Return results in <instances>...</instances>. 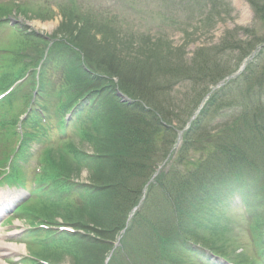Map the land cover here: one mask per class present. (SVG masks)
I'll use <instances>...</instances> for the list:
<instances>
[{
    "label": "trees",
    "instance_id": "trees-1",
    "mask_svg": "<svg viewBox=\"0 0 264 264\" xmlns=\"http://www.w3.org/2000/svg\"><path fill=\"white\" fill-rule=\"evenodd\" d=\"M250 1L257 19L264 22V4L257 6L256 2ZM240 31L254 36L252 28H242ZM262 39L264 37L259 38L258 43L263 42ZM254 43L257 44V41L252 38L248 42L235 43L228 32L221 43L197 49L196 58L185 67L188 71L184 70L180 74V79L194 86L196 92L190 88V97L183 94L185 103L166 104L163 110L158 104V111L149 102V97L154 98L156 93H170V87H164L162 82L153 87H145L143 81L127 82L129 75L119 68L120 65L111 68L108 74H117L121 86L130 96L131 92L137 96L138 90L145 106L119 105L115 123L107 119L112 107L104 110L106 114L101 109L102 114H96L88 127L87 142L93 154L85 156L83 163L89 169V179L95 188L86 197L93 194L90 201L102 208L91 211L93 215L90 221L95 227L109 233L111 237L118 233L127 212L137 203L143 184L176 140L177 132L171 127L172 122L176 121L177 128L183 127L187 117L195 112L198 103L209 91V86L233 72L230 64H225L228 57H220L238 48L242 52L239 56L241 59V55L250 51ZM261 53L259 59L248 63L242 73L210 94L203 108L183 132L181 146L172 164L173 172L160 173L156 178L160 182L161 204H152L155 189H150L131 222V226L137 229L134 253L135 256L139 255L140 262L135 264L153 260L154 264H160V255L166 256L167 249H175L179 239L180 247L187 239H206L197 230L196 236L190 233L185 235L180 232V224L184 219L202 218L196 207H201L205 189L211 180L220 179L222 189H216L226 192L250 183L248 179L254 181L252 174L255 172L256 177L261 174L264 178V62L261 61L264 59V50ZM95 60L92 62L95 63ZM122 72L126 75L122 76ZM89 80L86 76L83 83L74 85V82L73 85L85 93L90 91ZM68 100L74 99L71 96ZM172 106L178 108V114L169 109ZM70 146L73 148L74 145ZM191 150L194 154L203 153V157L199 161L190 160V174L182 175L180 179L176 166L182 163L180 157ZM75 165L66 158L62 169H78ZM255 184L252 186L253 194L258 196L260 204L254 203V208L258 211L257 219H260L264 215L261 206L264 182L255 181ZM206 201L213 203L211 195ZM219 202L223 203L221 200ZM204 205L202 209H205ZM69 217L74 216L71 214ZM131 232L132 227H129L122 238V248L127 247ZM172 259L177 263V258Z\"/></svg>",
    "mask_w": 264,
    "mask_h": 264
},
{
    "label": "rangeland",
    "instance_id": "rangeland-1",
    "mask_svg": "<svg viewBox=\"0 0 264 264\" xmlns=\"http://www.w3.org/2000/svg\"><path fill=\"white\" fill-rule=\"evenodd\" d=\"M180 1L77 0V2L74 1L73 3V0H0V2L5 3L1 6L0 17L4 16L12 20H19V22L25 23L28 26L27 28L36 32L66 33L68 36L70 32L75 34L76 43H83L84 48L86 47V42H88L87 48L94 53L91 56L93 57L92 60L94 58L96 59L95 62L99 64L101 68L99 71H102L103 75H109L108 73L112 70L111 68L120 65V67L123 66L124 68L123 72L129 75V77L126 78L127 82L131 81L136 83L137 81H143V84L169 82L172 84L170 93H156L154 98L149 97V102L156 106L158 111V104L161 105V107L159 106L161 110L166 109V104L173 103L174 105H182L185 103L183 94L190 97V88L192 92H196L194 86L188 83L184 85L181 83L180 74L184 70L188 71L185 67L190 65L196 58L193 56L197 54V49L220 43L228 32L229 34L231 33V37L234 38L235 43L239 41L248 42L251 38L258 42L259 38L264 37V22L259 19L256 21L253 19V10L246 0H215V3L212 4H210L211 0H189L188 5H185L186 7L181 6V4L183 5L184 3ZM258 2L260 5L264 4V0H259ZM37 6L45 7L40 9H43L46 14L41 15L39 10L35 9L39 8ZM71 7H76L79 12L86 14L82 15V27L78 28L76 31L70 28L74 27L75 23L69 22L68 20L67 23L62 22L65 20V16L62 12L66 14ZM51 11H53V13H50ZM92 19L93 21L89 27L87 22ZM71 20H73V18ZM64 25H68L69 29L60 30ZM251 25L254 26V36H252V34L246 36V34L240 31L242 28L252 27ZM57 28H59L60 31H57ZM101 29H109V32L104 35L99 32ZM30 40L31 39L25 40V47L29 45ZM141 48L146 52L140 53ZM236 49L227 51L225 55L220 57L225 58L227 56L228 58L225 64H230V67L233 68L237 60L238 62L240 61L239 56L242 53L239 52L238 48ZM20 53L22 54L23 51L20 50L19 46L17 48V54L19 57H23ZM26 53L25 50V54ZM145 53L149 54V56ZM4 58H6L4 65L8 68L16 56H10V53H8L7 57L5 55ZM17 66H19V64ZM88 66L92 68V70L98 69L97 65L93 62H89ZM4 72L8 74L10 71L4 69ZM126 73H123L122 76H125ZM102 78L103 77H99V81H95L94 84L96 85L94 88L99 89L93 90V92H97L99 96L102 97L101 100L105 101L104 103L107 101L104 109L108 110L109 104L114 103V95L110 96L106 93V84H104ZM137 92V96H139L140 92L138 90ZM133 94L134 93L131 92V96L136 98L137 96H133ZM123 95L128 96L126 90L123 92ZM116 98L119 103L124 101L123 96ZM121 99L123 101H120ZM159 102H161V104ZM86 103L90 106L94 105V102L91 103L90 100H87ZM169 109L174 112L178 111L176 106H172ZM164 113L166 112L164 111ZM178 113L179 112L175 114ZM115 114V112H111L107 119L115 123L117 121V114ZM161 115L163 116L164 114ZM193 116L194 114L187 117V123L193 119ZM82 118L83 117H80L75 124H79ZM104 120H106V117ZM171 127H178L175 120L172 122ZM178 133L180 134V132ZM77 140L78 137L72 139V141L78 142L80 148L91 151L92 148L90 144ZM179 142L180 141H178V145ZM59 153L58 149L52 152V160H54L52 167L57 169L64 168L62 163H66L65 157L62 159ZM202 157L203 153L194 154L192 150L183 154L180 157L183 169L182 173H179L178 178L181 179L182 175L190 174V172L186 171L189 169L190 160L197 159V161H199ZM177 169L181 171L180 168ZM75 170L74 167H72L71 170L67 168L62 174H65L66 177L71 176L72 180L78 179L81 182H86L88 180L86 169H82L79 175L74 173ZM256 175V172L252 174V177H255L254 181L263 183L264 178L262 175L259 174L257 176L258 178ZM212 195L213 194H211V197ZM92 196L93 194L88 198L85 197L79 200V195L74 199L64 198V201L59 203L60 206L64 207L66 203H68L71 214L78 216L77 219L75 216L73 218L67 217V219L77 221L79 224L82 222L87 228L93 227L90 221L93 215L91 211H99L101 207L97 206L95 202L90 201L89 198H92ZM259 198L261 199L260 196ZM207 202L208 201H205L204 204ZM245 203L246 202L239 196L233 198V207L229 209L225 217L222 218L224 223L226 222V230L221 235V238L216 232H211L212 235H210V230L203 232L205 236H214V239L206 240L210 241V245L212 246L218 245L222 251H225L222 248L228 250L227 254L234 262H241L238 254L245 256L247 260H252L251 256L256 255V249H254L253 243L254 236L251 235L250 231L251 222L243 208V206L246 205ZM261 206L264 208V199L261 200ZM28 209L42 216L49 214V206L44 203L32 202ZM100 210H102V208ZM64 212L63 210L55 212L54 214H63ZM57 218L58 217H56L55 221H57ZM11 224L12 225H5L1 229L6 231L13 227L12 231L16 232V234H12L9 240L23 245L24 252L11 256V258L13 257L12 261H15L14 264H22V257L31 253L30 249L27 247V245H31V241L26 234H21L22 230L26 227L25 222L14 220ZM86 231L88 232L91 230ZM100 240L96 241L98 244L95 250L104 251V261L114 258L113 264H119L120 254H117L115 257V254H113L110 257V249L107 250L106 247H104L106 244L112 246L109 233L103 235ZM130 241H134V237H131ZM228 242H230L229 244L231 245H226ZM116 245L117 243H115V246ZM36 248L37 247H34L35 250ZM71 262L72 259L70 257H65L62 261L55 260L56 264H71ZM96 263L97 262H92V264ZM120 264L122 263L120 262ZM242 264H244L243 261Z\"/></svg>",
    "mask_w": 264,
    "mask_h": 264
},
{
    "label": "bare ground",
    "instance_id": "bare-ground-1",
    "mask_svg": "<svg viewBox=\"0 0 264 264\" xmlns=\"http://www.w3.org/2000/svg\"><path fill=\"white\" fill-rule=\"evenodd\" d=\"M23 251V245H15V244H9L5 245L3 242H0V254H15V253H22ZM0 264H4L2 261H0Z\"/></svg>",
    "mask_w": 264,
    "mask_h": 264
}]
</instances>
